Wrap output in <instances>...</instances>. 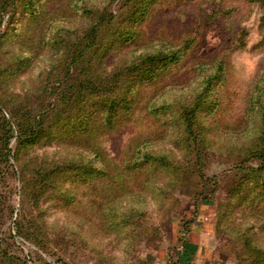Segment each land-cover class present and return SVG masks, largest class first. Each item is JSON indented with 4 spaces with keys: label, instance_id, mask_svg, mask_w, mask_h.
<instances>
[{
    "label": "rangeland",
    "instance_id": "rangeland-1",
    "mask_svg": "<svg viewBox=\"0 0 264 264\" xmlns=\"http://www.w3.org/2000/svg\"><path fill=\"white\" fill-rule=\"evenodd\" d=\"M0 6V264H264V0Z\"/></svg>",
    "mask_w": 264,
    "mask_h": 264
},
{
    "label": "trees",
    "instance_id": "trees-1",
    "mask_svg": "<svg viewBox=\"0 0 264 264\" xmlns=\"http://www.w3.org/2000/svg\"><path fill=\"white\" fill-rule=\"evenodd\" d=\"M3 0H0V3ZM119 1H124V0H119ZM132 2V5H134L136 2H138L139 0H128ZM153 1V0H152ZM3 6H5V2L3 3ZM3 6H0L3 7ZM93 13H91L92 15ZM133 16V15H132ZM131 16V17H132ZM115 23V16L113 14L110 13H101L99 15H95L94 20L92 22V24L89 26V29H87L83 35L79 38L80 39V44L78 46V50H75V53H73L72 57L69 59V63L68 65H66L67 67H71L75 64V60H77L78 58H80V61H83V59H87L85 58L84 54L88 53V54H94L96 51H98L100 49V44L96 43L97 42V35L99 34L100 30L102 28H109L111 27V25L113 26ZM104 26V27H103ZM116 34L112 33V35ZM170 54V56H169ZM147 55V54H146ZM144 56V57H143ZM142 57V59H141ZM174 57V53H160V52H156L153 53L152 55H141L137 61H135L133 63L132 66H130V68L126 69V73H132L133 70L138 71L139 68L144 66V70L140 71L141 75L147 74L149 73V71H153L154 69L152 68L153 65L161 62L162 60L168 61V58H172ZM170 62V60H169ZM67 64V63H66ZM114 78H117L120 75H113ZM87 77L81 78L80 80H78V82L75 83V85L78 87L76 88V91H78L79 93L84 94L86 91H92L94 89H92V83L91 80H86ZM114 86H115V82H114ZM97 91L99 92V89H97ZM111 92V91H110ZM109 92V93H110ZM101 105H102V101H100ZM99 104V106L101 107V105ZM113 102L110 103V105H112ZM254 107V106H253ZM255 108V107H254ZM40 114H38L39 116ZM40 117V116H39ZM188 119H186V127H189L190 124L187 121ZM259 121L261 122L262 128L264 129V103L261 106V117L259 116ZM41 119L40 120H35L31 130L29 131V133L27 134V145H30L33 141V139L35 138L36 134H37V130L39 131L42 126H41ZM0 131L2 132V135L4 137H7L8 134L10 133V127H8V124L5 123L3 125H1L0 127ZM255 145L253 146L254 148H252L251 153H249V155H252L253 160H256L258 162V165L256 167L255 170H252L254 173L258 174L263 168H264V131L262 132V134L259 135V137L256 139V142L254 143ZM7 146V144H6ZM9 151V150H8ZM1 156L0 155V161L1 160ZM243 247L248 251V250H252L254 253H260V249L259 248H255V246H250L249 245V241H247V239L245 240V242L243 243Z\"/></svg>",
    "mask_w": 264,
    "mask_h": 264
},
{
    "label": "crops",
    "instance_id": "crops-1",
    "mask_svg": "<svg viewBox=\"0 0 264 264\" xmlns=\"http://www.w3.org/2000/svg\"><path fill=\"white\" fill-rule=\"evenodd\" d=\"M177 260H178V258L177 257H175V258H173L172 260H170L169 258H168V261L166 262V263H164V264H178V263H176L177 262Z\"/></svg>",
    "mask_w": 264,
    "mask_h": 264
}]
</instances>
